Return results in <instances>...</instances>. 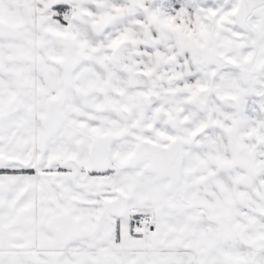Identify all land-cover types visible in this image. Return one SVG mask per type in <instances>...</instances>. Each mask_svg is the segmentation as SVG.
I'll list each match as a JSON object with an SVG mask.
<instances>
[{"label": "snow or ice", "instance_id": "obj_1", "mask_svg": "<svg viewBox=\"0 0 264 264\" xmlns=\"http://www.w3.org/2000/svg\"><path fill=\"white\" fill-rule=\"evenodd\" d=\"M0 264H264V0H0Z\"/></svg>", "mask_w": 264, "mask_h": 264}]
</instances>
